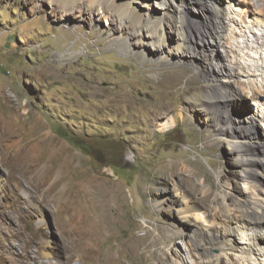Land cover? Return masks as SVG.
Instances as JSON below:
<instances>
[{
    "label": "rangeland",
    "instance_id": "rangeland-1",
    "mask_svg": "<svg viewBox=\"0 0 264 264\" xmlns=\"http://www.w3.org/2000/svg\"><path fill=\"white\" fill-rule=\"evenodd\" d=\"M238 3L222 4L227 28L221 43L186 63H159L113 45V37L124 34L141 47L132 26L109 8L87 0H75L70 9L52 0H0V142L7 124L18 131L5 142L22 140L32 153L23 150L13 161L11 152L4 162L0 156V264H49L39 253L47 239L56 257L75 254L71 264L79 256L87 264H243L240 252L211 245L196 219L216 221L241 202L264 199V175H246L247 155L237 148L235 132L195 101L214 84L231 83L242 95L234 113L258 112L256 130L263 132L264 87L253 94L250 87L251 81L264 85V71L241 73L234 62L239 52L227 46L236 25L230 11L238 21L246 18L237 39L258 50L246 46L239 58L252 62L250 51L264 63V46L252 32L261 35L262 28L247 27L260 16L254 10L255 17L241 19L250 11ZM198 11L187 9V32L201 47L209 28L200 34L198 25L208 18ZM225 64L232 74H218ZM113 155L122 158L120 167L111 165ZM181 189L200 206L189 220L176 199ZM92 230L101 238L97 245L88 242ZM213 256L219 262L210 261Z\"/></svg>",
    "mask_w": 264,
    "mask_h": 264
},
{
    "label": "bare ground",
    "instance_id": "bare-ground-1",
    "mask_svg": "<svg viewBox=\"0 0 264 264\" xmlns=\"http://www.w3.org/2000/svg\"><path fill=\"white\" fill-rule=\"evenodd\" d=\"M52 1L56 2L58 6L63 9H70L73 7V5H75V0ZM87 1L93 4H98L99 6H103L104 8H109L113 11V13H115L116 17H119L120 21L123 24L132 26V30L134 32L133 34L137 35V43H139L141 47L135 48L133 46V42L129 39L130 37L128 38L124 34L114 36L112 42L115 43L113 45H116L121 52L135 54L142 60H153L159 63H168L171 61L186 63L194 55L199 54L200 51L204 50L205 48L212 47L216 42L221 43L223 40L222 38H224L222 31L227 28L226 25H224L225 11L222 8V4L225 0H183L182 2H178V0ZM232 1H234L235 3L239 2L243 5L245 4V6L250 11V14L245 13L246 15H242L241 13V19L243 16L255 17L256 14L260 16V18H254V20L252 21L250 20L252 25L250 27L247 25V27L253 29L257 25L261 26V35L254 29L252 30V32H254V42H257V44H260V42H262L261 44L264 46V0H229V2ZM186 6L187 8H185ZM192 6L194 7V9L205 13L206 16L203 13L202 15L208 18L205 24L206 26L201 24L198 25V28L201 29L200 34L202 35L203 31L205 30L203 28H209L207 35H204V38L200 40L201 43H198L202 45L201 47L195 44H191V36L187 32V28L191 26L188 23L186 11L188 8H192ZM254 10H256V12L254 13L255 15L252 14ZM244 12H246V10ZM228 15L229 21L236 24L233 26V28H231V30H229L230 34L229 37H227V43L229 44L227 46L230 47V50H232L233 52H239V56H241L242 52L240 49L243 50L247 46L249 47V49H255L256 53H258V50L256 49L257 47L253 43H250L249 39H237V35L243 36L241 32L244 28L242 25L238 27V24H244V22H246V18L243 17L244 19H242V21H238V18L235 16L237 15L236 13L232 14V12L229 11ZM166 16L170 18V30L176 33L174 44H172V41L169 40L166 28L167 25L165 26L164 24ZM237 16H239V14ZM230 36L237 39V41L231 40ZM246 52V54L252 56V62H248L247 60V63L242 62L241 58H239L237 54L236 57H234V62L236 65L235 68L238 66L241 69V73L242 69H244V71H246L248 74L255 75L257 73L259 74L258 71L260 70L264 71V63H258L259 61H257L255 55H252L250 51ZM236 72L240 73V71ZM232 73L233 71L230 68L228 69L226 67V64L223 66L221 65V67L218 69V74L228 75ZM251 82L253 83V85L250 87L252 94L259 92L260 89L264 87V85H259L260 87L255 86L256 81ZM230 84H214L209 93H205V95H203L204 93H198L195 96V101H198L199 105H201L205 110H208L210 113L212 111L213 115L216 118L221 120L223 119L224 123L228 124L230 126L229 128L235 132L233 133V135L238 139V143H235L237 148L241 149L244 154L247 155V157L242 160V164L247 168L245 170L246 175L248 177H257L259 174L264 175V140L262 139V137H264V129L261 134L260 132H258V130H256V124L258 123V120H260L258 118L259 113L257 112V115L248 114L246 117L241 116L240 114H237L236 116V114L234 113V106L237 105V97H240L242 95H240L236 88ZM261 113L262 114L260 115L262 117V120L264 121V112ZM167 123H165L163 128L167 127ZM1 128L3 131L2 137H5L3 142H0V156H2L3 162L5 160L4 158H8L5 156H8L11 152L13 153H11L12 156L10 157L13 161L19 154H22L23 150L29 151L28 153H31V150L27 146H20V142L22 140L19 141L16 139L12 143L5 142L8 139L16 137V133L18 131L17 128L14 129L7 124L2 125ZM221 128L222 130L225 129V124H223ZM44 134L47 135L46 132ZM250 139L257 140H253L254 143H252L248 141ZM23 160L25 163H27L25 159ZM24 162H22L21 164L24 165ZM15 165H17V161L15 162ZM44 182L45 180L41 181V185H44ZM258 186H260V184ZM2 188L3 187L1 186L0 191L2 190ZM175 193L176 199H178L180 203L183 218L189 220V217H191L192 215L194 217V211L192 212L193 207L195 208V206H200L194 204V199L192 197L191 191L187 189H181L177 190ZM241 203L242 204L237 209L228 210L221 213L218 220L216 221L208 220L206 216H201L200 214L196 215L195 213V215L197 216L196 219H198L197 222L200 224L198 225L200 226L202 232H205V239L209 241L211 245L217 246L218 248H222L225 251L227 250L229 252H240L242 255L240 256V258H237V262L241 260L243 264H264V199L252 198L249 202L246 201V203ZM221 227L223 230L220 229ZM236 238L238 239L235 241ZM100 239V237L95 235L94 230H92L88 236V242L91 241L90 243L93 245H97ZM39 253L41 254V256L47 259L49 264H71L70 260L74 259L75 257L74 253L69 252H65L64 254H62L61 258L60 256L56 257L54 255L55 246L48 239L45 240V242L41 245ZM209 258L210 261H212V259H216L218 260V262L220 259L218 256ZM107 260L108 261L105 264H112L111 259ZM76 261V264H87L86 259H84L83 256H79V259H77ZM39 264H43V262L40 261ZM119 264H123V262L119 261Z\"/></svg>",
    "mask_w": 264,
    "mask_h": 264
},
{
    "label": "trees",
    "instance_id": "trees-1",
    "mask_svg": "<svg viewBox=\"0 0 264 264\" xmlns=\"http://www.w3.org/2000/svg\"><path fill=\"white\" fill-rule=\"evenodd\" d=\"M72 141H73V140H72ZM75 143H76V145H78V146H80V147L86 149L87 151H91V149H90L89 147H87V146L85 145V143L79 142V140H76ZM102 154H103V152H102ZM94 155L96 156L97 154L94 153ZM96 158H97V159H100L98 155L96 156ZM112 160H113V161L111 162V165H112V166L120 167V166L122 165V163H123V160H122V158L120 157V155H117V156L115 155V157H114V155H113Z\"/></svg>",
    "mask_w": 264,
    "mask_h": 264
}]
</instances>
